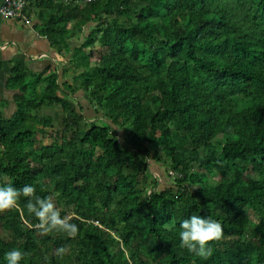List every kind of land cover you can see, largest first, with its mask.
<instances>
[{
	"label": "trees",
	"instance_id": "obj_1",
	"mask_svg": "<svg viewBox=\"0 0 264 264\" xmlns=\"http://www.w3.org/2000/svg\"><path fill=\"white\" fill-rule=\"evenodd\" d=\"M39 2L59 54L81 39L80 86L65 90L99 119L52 69L16 72L26 95L13 120L0 113V185L53 196L79 232L41 235L21 196L0 213V264L12 248L22 264H264V0ZM58 105L65 129L49 133L40 113ZM192 215L222 224L207 259L180 246Z\"/></svg>",
	"mask_w": 264,
	"mask_h": 264
},
{
	"label": "crops",
	"instance_id": "obj_2",
	"mask_svg": "<svg viewBox=\"0 0 264 264\" xmlns=\"http://www.w3.org/2000/svg\"><path fill=\"white\" fill-rule=\"evenodd\" d=\"M3 2L4 0H0V6ZM31 2L34 3V7ZM26 3V15L31 21V26H25L21 21L0 18V113L2 117L6 120H13L20 102L26 95L20 88L11 85V80L17 71L27 75L28 82V79L32 80L33 76L45 74L48 69H52L58 75L61 92L66 96H71L75 108L77 110L81 108L86 119L88 117L92 119L93 115L86 116L94 110L83 99V92L78 91L73 95L65 90L67 85L74 88L80 86V81L76 80L82 71H76L70 60L72 52L81 45V39L78 42H71V54H59L40 28L39 13L43 12V7L39 6V0L37 4L35 0H26ZM45 86L44 82L39 85L41 89ZM40 116L51 121L52 130H49V133L65 129V116L61 105L42 110Z\"/></svg>",
	"mask_w": 264,
	"mask_h": 264
},
{
	"label": "clouds",
	"instance_id": "obj_3",
	"mask_svg": "<svg viewBox=\"0 0 264 264\" xmlns=\"http://www.w3.org/2000/svg\"><path fill=\"white\" fill-rule=\"evenodd\" d=\"M35 193L36 189L31 184H25L20 189L11 185H0V213L19 208L18 200L23 196L28 198L27 212L38 220L36 227L41 235L59 232L70 238L75 237L79 232L78 225L72 222L71 216L61 215L53 196L41 198ZM180 229V246L205 259L212 255L211 244L223 236V227L219 221L201 215H192L185 219ZM58 251L63 252L64 249ZM25 255L19 248H12L5 253L4 260L6 264H22Z\"/></svg>",
	"mask_w": 264,
	"mask_h": 264
},
{
	"label": "built area",
	"instance_id": "obj_4",
	"mask_svg": "<svg viewBox=\"0 0 264 264\" xmlns=\"http://www.w3.org/2000/svg\"><path fill=\"white\" fill-rule=\"evenodd\" d=\"M26 0H4L0 6V16L6 19L21 21L25 26H31L26 15Z\"/></svg>",
	"mask_w": 264,
	"mask_h": 264
},
{
	"label": "rangeland",
	"instance_id": "obj_5",
	"mask_svg": "<svg viewBox=\"0 0 264 264\" xmlns=\"http://www.w3.org/2000/svg\"><path fill=\"white\" fill-rule=\"evenodd\" d=\"M43 110H45V109H43ZM89 115H93V116H94L92 119H90V117L87 118V120L90 121V122H95V121H97V120L99 119V118L97 117V115H96L94 112H92V113H90V114H87L86 116H89ZM99 116H100V115H99ZM100 117H101V116H100ZM42 119H44V118H42ZM98 123H101V122L99 121ZM50 133H53V132L51 131ZM119 138H120L121 141H123L124 138H125V135H124L123 133H120V134H119ZM43 142H44V144H46V145H51V143H52L51 135H49L48 137H46V138L43 140ZM155 163H157V162H153V161H152V166H153ZM160 166H161V165H160ZM161 167H162V166H161ZM220 180H221V178H220L218 175L210 176V177H209V184H210L211 186H217V184L220 182ZM69 216H71L72 218L74 217V215H69ZM252 218H253V220H255V221L257 220V217H252Z\"/></svg>",
	"mask_w": 264,
	"mask_h": 264
},
{
	"label": "water",
	"instance_id": "obj_6",
	"mask_svg": "<svg viewBox=\"0 0 264 264\" xmlns=\"http://www.w3.org/2000/svg\"><path fill=\"white\" fill-rule=\"evenodd\" d=\"M0 18H1V16H0Z\"/></svg>",
	"mask_w": 264,
	"mask_h": 264
}]
</instances>
